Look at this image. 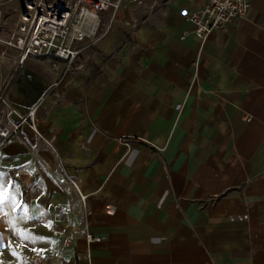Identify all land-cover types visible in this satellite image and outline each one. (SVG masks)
Returning <instances> with one entry per match:
<instances>
[{
	"label": "crops",
	"instance_id": "obj_1",
	"mask_svg": "<svg viewBox=\"0 0 264 264\" xmlns=\"http://www.w3.org/2000/svg\"><path fill=\"white\" fill-rule=\"evenodd\" d=\"M108 1L58 82L0 42L13 108L37 106L0 148V264H264V0L204 45L187 17L208 0ZM82 196L103 241L75 214L67 250Z\"/></svg>",
	"mask_w": 264,
	"mask_h": 264
},
{
	"label": "built area",
	"instance_id": "obj_2",
	"mask_svg": "<svg viewBox=\"0 0 264 264\" xmlns=\"http://www.w3.org/2000/svg\"><path fill=\"white\" fill-rule=\"evenodd\" d=\"M119 6V2L108 0H25L10 38L0 39V42L18 52L20 65L31 57L53 58L49 71L55 75L58 82L63 78L59 72V61L65 63L66 70L77 65L86 48L97 41L100 13L110 9L116 10ZM250 8V0H208L203 8L193 11L187 17L195 27L191 34L204 45L213 32L225 30L234 20L245 18ZM187 36L185 33L181 40ZM78 67L83 68V64H78ZM9 84V79L0 81V113L4 119L0 125V148L5 146L24 124L30 122L31 128L36 130L37 106L28 116L20 115L8 99ZM247 120L250 121L251 117ZM86 199V196H82L80 208L68 214L66 231L54 234L67 250L74 246L78 238V221L74 217L75 214L81 215L84 220V237L87 244L103 241L101 236H96L89 230ZM47 259L40 264H47Z\"/></svg>",
	"mask_w": 264,
	"mask_h": 264
},
{
	"label": "rangeland",
	"instance_id": "obj_3",
	"mask_svg": "<svg viewBox=\"0 0 264 264\" xmlns=\"http://www.w3.org/2000/svg\"><path fill=\"white\" fill-rule=\"evenodd\" d=\"M25 0H17L20 5L24 4ZM5 6L2 8V16L0 17V39L8 40L11 36L18 17L20 15L19 9ZM21 11V10H20ZM4 44L0 43V49H3ZM11 103V102H10ZM12 105V104H11ZM4 122L3 116L0 113V125Z\"/></svg>",
	"mask_w": 264,
	"mask_h": 264
},
{
	"label": "snow or ice",
	"instance_id": "obj_4",
	"mask_svg": "<svg viewBox=\"0 0 264 264\" xmlns=\"http://www.w3.org/2000/svg\"><path fill=\"white\" fill-rule=\"evenodd\" d=\"M7 188L2 181H0V211H3L5 201L8 199ZM15 201H13V204ZM6 215V214H5Z\"/></svg>",
	"mask_w": 264,
	"mask_h": 264
},
{
	"label": "water",
	"instance_id": "obj_5",
	"mask_svg": "<svg viewBox=\"0 0 264 264\" xmlns=\"http://www.w3.org/2000/svg\"><path fill=\"white\" fill-rule=\"evenodd\" d=\"M23 8H24V6H23Z\"/></svg>",
	"mask_w": 264,
	"mask_h": 264
}]
</instances>
